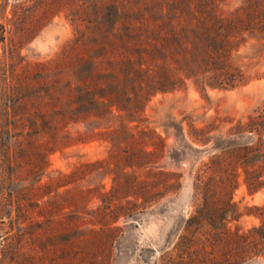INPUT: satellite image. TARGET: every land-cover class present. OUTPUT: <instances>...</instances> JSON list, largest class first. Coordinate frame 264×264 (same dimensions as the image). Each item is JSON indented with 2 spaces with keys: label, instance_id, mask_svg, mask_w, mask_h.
<instances>
[{
  "label": "rangeland",
  "instance_id": "1",
  "mask_svg": "<svg viewBox=\"0 0 264 264\" xmlns=\"http://www.w3.org/2000/svg\"><path fill=\"white\" fill-rule=\"evenodd\" d=\"M158 1L0 0V88L7 92L6 106L0 100V177L12 181L7 200H19L6 193L15 196L22 187L33 192L21 201L32 209L27 217L17 220L14 207L0 212V264H222L224 232L236 248L242 243L236 236L262 228L264 189L249 194L242 178L232 195L235 220L225 227L218 221L211 227L207 217L201 226L191 223L202 207L194 176L215 152L211 145L190 151L180 131L164 125L183 121L189 138L188 124L221 122L224 133L264 107V80L232 90L188 82L145 102L141 17ZM224 2L227 9L240 0ZM93 98L97 103L88 102ZM152 132L166 144L162 158H149L154 171L180 176L179 190L114 224L102 219L95 212L100 193L113 190L121 201L141 188ZM86 163L94 166L72 175ZM244 260L264 264L259 254Z\"/></svg>",
  "mask_w": 264,
  "mask_h": 264
},
{
  "label": "trees",
  "instance_id": "2",
  "mask_svg": "<svg viewBox=\"0 0 264 264\" xmlns=\"http://www.w3.org/2000/svg\"><path fill=\"white\" fill-rule=\"evenodd\" d=\"M225 7L224 0H159L153 6H145L141 17V97L145 102L158 93L180 90L188 82L202 90H232L244 87L253 80H264V0H240L234 7ZM74 22L76 33L82 34L81 20L75 19ZM2 30L5 32L4 27ZM74 42H69L63 53L72 49ZM83 93L91 95L92 92ZM6 94L2 85L1 106H6ZM88 102L97 103V100L93 98ZM215 123L210 122L201 128L188 124L191 131L189 138L183 134V121L164 125V129L179 130L190 151L197 152L199 146L205 147L202 150L205 152L211 145L214 155L202 164L194 176V195L195 198L200 197L202 207L190 221L201 226V220L207 217L211 227L216 221L225 227L238 215L232 195L238 187L239 178H242L249 194L264 189V107L245 120L236 122L224 133L221 132L222 123ZM213 132L217 134L213 135ZM150 134L151 138L144 144V155L148 161L142 163L146 177L141 180V188L133 195L121 197V201L115 198L113 190L100 193L95 212L102 219L114 218V224L121 217H131L132 212L139 208L146 210L153 206L159 196L179 190L180 176L154 171L159 168L149 158L155 155L162 158L166 144L164 139L153 135L154 132ZM168 153L173 155V147ZM93 166L92 163L82 164L72 175ZM10 182L11 179L0 177V212L11 211L14 207L19 220L32 211L28 204L21 202L32 190L22 187L15 196H12L14 193H6L7 196L21 197L16 202L7 200L4 197L5 186ZM130 196H134V203L122 201ZM137 200L141 202L137 203ZM13 203L16 205L13 206ZM114 230H119V227ZM259 231L264 232V224L262 228H253L251 236H236L242 239L241 246L236 248L228 242L231 235L224 232L225 243L220 251L224 259L222 264H244V259L250 254L264 256V234ZM257 236L263 240L259 241ZM247 241L251 247L245 244Z\"/></svg>",
  "mask_w": 264,
  "mask_h": 264
}]
</instances>
